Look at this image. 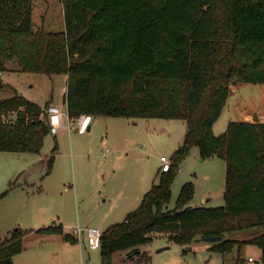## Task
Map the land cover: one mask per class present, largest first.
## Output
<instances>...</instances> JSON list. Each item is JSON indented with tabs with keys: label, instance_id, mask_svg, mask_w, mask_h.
I'll return each instance as SVG.
<instances>
[{
	"label": "trees",
	"instance_id": "trees-1",
	"mask_svg": "<svg viewBox=\"0 0 264 264\" xmlns=\"http://www.w3.org/2000/svg\"><path fill=\"white\" fill-rule=\"evenodd\" d=\"M61 1L65 28L47 31L33 29V0H0L1 72L67 75L71 121L106 115L187 123L170 170L158 173L139 208L103 231L101 264H150L143 246L160 235L185 246L221 236L209 250L222 254L253 244L264 262V230L232 237L264 227V121L232 120L218 135L213 128L232 83H264V0ZM8 111L15 120L3 119ZM50 133L45 107L19 92L0 100V151L40 153ZM193 147L202 159L225 161V204L191 205L195 184L188 181L170 209L171 186ZM29 231L5 236L0 264H15ZM39 232L78 241L62 224Z\"/></svg>",
	"mask_w": 264,
	"mask_h": 264
},
{
	"label": "rangeland",
	"instance_id": "rangeland-1",
	"mask_svg": "<svg viewBox=\"0 0 264 264\" xmlns=\"http://www.w3.org/2000/svg\"><path fill=\"white\" fill-rule=\"evenodd\" d=\"M64 28L61 0H33L34 30ZM65 76L0 73V100L19 92L41 106L52 100L64 107ZM16 114L8 111L3 119L15 120ZM255 114L264 121V83L234 82L214 132L223 133L230 121L245 116L253 121ZM78 121L66 119L57 134L46 137L40 153L0 151V193L5 192L0 198V243L16 228L30 230L23 238V250L14 256L18 264H101L100 249L90 247L86 232L76 234L78 241L71 243L60 233L39 230L55 223L69 232L93 227L104 231L124 221L159 181L161 156L172 161L187 130L183 119L98 115L90 131L87 127L82 130ZM52 155L55 159L49 170ZM225 178L223 159H202L199 148L193 147L180 163L168 207L176 206L188 181L195 184L191 205H224ZM263 230L239 231L232 237L246 238ZM168 245L171 247L158 251ZM209 246L202 239L188 246L169 244L167 237L160 235L143 247L152 255L150 264H242L251 256L255 259L252 264H264L260 247L253 244L237 246L227 254L210 251ZM117 258L120 260L121 255Z\"/></svg>",
	"mask_w": 264,
	"mask_h": 264
},
{
	"label": "built area",
	"instance_id": "built-area-1",
	"mask_svg": "<svg viewBox=\"0 0 264 264\" xmlns=\"http://www.w3.org/2000/svg\"><path fill=\"white\" fill-rule=\"evenodd\" d=\"M45 114H46V120L50 126V131L53 134H57L60 129L65 126V117L68 116L66 110L58 104H49L45 107ZM92 120L91 116H85L82 123H80V127L82 129H85L89 126L90 122ZM161 170L169 171L172 165V162L166 157L161 156ZM74 234H82L86 232L87 240L92 249H100L101 243H102V234L103 231H101L99 228H89L86 230H83L81 228H77L74 231ZM255 259L251 256L245 261L243 264H252L254 263Z\"/></svg>",
	"mask_w": 264,
	"mask_h": 264
},
{
	"label": "crops",
	"instance_id": "crops-1",
	"mask_svg": "<svg viewBox=\"0 0 264 264\" xmlns=\"http://www.w3.org/2000/svg\"><path fill=\"white\" fill-rule=\"evenodd\" d=\"M0 73H1V74H5V72H1V71H0ZM65 77H66V79H67V75H66ZM65 91H66V90H65ZM63 101H64V95H63ZM47 103H48V104H51V103L55 104L52 100H50V101L47 102ZM44 106H46V104H45V105H42V107H44ZM62 107H63V106H62ZM63 108L67 111L65 101H64V107H63ZM84 117H85V116H82V117L79 119V120H80V121H78L79 124L82 123V121L84 120ZM93 118H94V117H92V120H91L89 126L87 127V130H89V131L91 130V126H92ZM66 119H68L71 123H72V122H77V120H76V121H71V120L69 119L68 116H66L65 120H66ZM246 119H247V116H245V117L243 118V120H246ZM241 120H242V119H241ZM82 130H83V129H82ZM184 132H185V131H184ZM181 143H182V142H181ZM207 201H208V199H205V200H204V202H207ZM52 225H57V224L54 223V224H52ZM63 227H64V226H63ZM64 231H65V232H68V233H72V234H74V232H71V231L69 232V231H67V230L65 229V227H64ZM61 235H62V234H61ZM74 235H75V234H74ZM62 237H63V239H64V236H63V235H62ZM76 237H77V236H76ZM235 238H237V239H243V238H245V237H243V238H242V237L239 238V237H237V234H235ZM64 240H65V239H64ZM65 241H66V240H65ZM231 252H232V251H231ZM229 253H230V252H229ZM261 253H262V250H261ZM226 254H227V253H226ZM14 263H15V264H18L15 258H14Z\"/></svg>",
	"mask_w": 264,
	"mask_h": 264
},
{
	"label": "water",
	"instance_id": "water-1",
	"mask_svg": "<svg viewBox=\"0 0 264 264\" xmlns=\"http://www.w3.org/2000/svg\"><path fill=\"white\" fill-rule=\"evenodd\" d=\"M253 121L254 122H258L260 121V118L257 114H255V116L253 117ZM202 240H205L209 243H215V242H218V241H221L222 240V237L221 236H211V237H204ZM171 246L168 245V246H165V247H162L160 248L158 251H162L164 249H167V248H170Z\"/></svg>",
	"mask_w": 264,
	"mask_h": 264
}]
</instances>
